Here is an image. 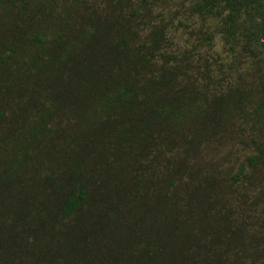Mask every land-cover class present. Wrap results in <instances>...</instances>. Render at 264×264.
Segmentation results:
<instances>
[{
  "label": "trees",
  "instance_id": "1",
  "mask_svg": "<svg viewBox=\"0 0 264 264\" xmlns=\"http://www.w3.org/2000/svg\"><path fill=\"white\" fill-rule=\"evenodd\" d=\"M0 2V184L9 175L24 189L9 205V223L0 222V264H177L170 239L147 242L139 255L95 249L85 237L101 226L86 209L89 191L70 180L65 189L42 190L41 183L53 182L49 175L37 179L42 158L60 140L77 153L110 145L117 157L163 159L162 182L175 185L190 154L230 135L235 120L264 129V0H190V15L214 21L194 50L203 42L211 47L219 35L235 68L254 70L256 85L239 81L220 94L208 56L173 49L174 20L138 17L130 1ZM70 118L75 123L63 125ZM250 144V174L242 165L234 183H251L264 166V130ZM170 166L176 171L165 172ZM31 170L30 181L24 174ZM69 174L82 177L81 170ZM217 188L222 195L224 187ZM5 201L0 191V207Z\"/></svg>",
  "mask_w": 264,
  "mask_h": 264
},
{
  "label": "rangeland",
  "instance_id": "2",
  "mask_svg": "<svg viewBox=\"0 0 264 264\" xmlns=\"http://www.w3.org/2000/svg\"><path fill=\"white\" fill-rule=\"evenodd\" d=\"M88 1L101 7L107 0ZM125 1L133 4L138 17L174 20L169 34L173 49L195 54V59L209 57L215 93L239 81L257 84L253 69L235 68L219 35H214L211 47L203 42L205 46L194 50L204 32L212 31L214 21L190 15V0H152L146 5L141 0ZM1 5L0 2V15ZM214 58L220 61L215 63ZM66 122L70 126L75 118L63 125ZM230 130V135L213 137L190 154L184 175L175 185L162 182L163 159L143 156L131 160L122 154L117 157L114 146L103 144H91L77 153L74 144L65 140L42 158L37 179L47 175L53 179L52 184L41 183L45 192L57 186L65 189L69 180L76 188L85 185L89 191L86 209L93 211V218L101 225L85 230L87 241L95 249L103 245L116 252L139 255L147 242L157 244L170 239L177 264H264V166L251 176V183H234L242 165L250 174L246 158L256 154L250 140L264 129L255 120H235ZM80 170L83 178L78 180L69 174ZM167 171L176 170L170 166ZM24 176L31 181L34 171ZM212 179L215 186L209 184ZM3 180H10L5 186L0 184V191L9 201H5L6 207H0V222L9 223L6 215L13 214L9 205L16 202L15 196L24 194V189L14 183L13 176ZM217 185L224 187L222 195ZM108 213L115 217L108 220Z\"/></svg>",
  "mask_w": 264,
  "mask_h": 264
}]
</instances>
